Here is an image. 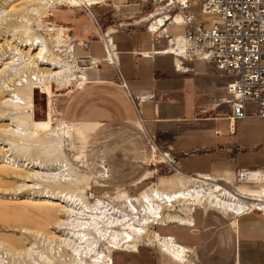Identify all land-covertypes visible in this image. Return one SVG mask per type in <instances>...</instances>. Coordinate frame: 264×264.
I'll use <instances>...</instances> for the list:
<instances>
[{
    "label": "rangeland",
    "instance_id": "1",
    "mask_svg": "<svg viewBox=\"0 0 264 264\" xmlns=\"http://www.w3.org/2000/svg\"><path fill=\"white\" fill-rule=\"evenodd\" d=\"M64 1L0 0V264H78L71 258L74 250H65L54 239V222L50 224L46 216L48 208L63 220L59 212L63 207L81 212L72 204L91 206L101 200L111 212L130 215L128 207L146 191L153 190L150 198H155L163 190L206 183L248 204L253 203L251 199L264 201L247 198L261 194L264 180L240 177L224 182L183 176L167 149L159 152L152 148L150 161L143 163L141 151H133L134 140L128 137L131 126L110 124L93 129L66 124L62 119L63 103L83 82L86 68L71 49L70 20L82 14L97 21L107 14L114 20L122 10L121 18L129 20L135 18L134 12L141 6L123 9L136 2L130 0H84L79 6L74 5L78 0ZM206 19L211 24L216 18ZM65 71L68 73L57 77ZM253 128L263 130L264 122L253 123ZM161 207L165 222L175 214L187 217L198 207L219 212L204 204L194 207L175 202ZM87 220L83 222L91 221ZM152 224L147 228L151 237L155 236L153 231L158 232ZM101 234L97 235L101 240L99 257H84V264H109L119 249L158 247L154 239L153 246H148L150 238L146 237L139 244L119 241L117 247L111 246L109 238ZM163 256V264L200 262L198 251L177 259Z\"/></svg>",
    "mask_w": 264,
    "mask_h": 264
},
{
    "label": "crops",
    "instance_id": "2",
    "mask_svg": "<svg viewBox=\"0 0 264 264\" xmlns=\"http://www.w3.org/2000/svg\"><path fill=\"white\" fill-rule=\"evenodd\" d=\"M130 1L136 2L123 9L142 7L133 19L121 18L122 10L114 20L107 14L99 21L86 14L70 20L71 49L86 68L63 103L64 122L93 129L131 126L128 137L143 163L150 161L155 140L177 157L183 176L230 182L248 172L242 178L264 180V128H253L261 124L255 107L247 106L249 118L231 122L229 76L212 63L174 54L188 29L178 11L167 2ZM190 3L196 23L209 28L202 0ZM247 198H264V190ZM215 210L198 207L187 217L175 214L183 222L152 224L158 231L153 234L178 247L175 254L158 247L119 249L109 264H163V255L177 259L195 251L199 264H264V210Z\"/></svg>",
    "mask_w": 264,
    "mask_h": 264
},
{
    "label": "built area",
    "instance_id": "3",
    "mask_svg": "<svg viewBox=\"0 0 264 264\" xmlns=\"http://www.w3.org/2000/svg\"><path fill=\"white\" fill-rule=\"evenodd\" d=\"M141 1L167 2L178 11L188 29L179 47H174L175 55L187 54L212 63L229 76L227 102L231 122L249 118L250 104L255 107V117L264 122V0H202V14L216 18L209 28L196 23L189 11L190 0ZM112 51L110 60L115 59ZM152 145L156 151L163 149L158 141L152 140ZM246 175L248 172H242L241 177Z\"/></svg>",
    "mask_w": 264,
    "mask_h": 264
},
{
    "label": "bare ground",
    "instance_id": "4",
    "mask_svg": "<svg viewBox=\"0 0 264 264\" xmlns=\"http://www.w3.org/2000/svg\"><path fill=\"white\" fill-rule=\"evenodd\" d=\"M44 1H46V3L47 1L54 2V0H44ZM58 1L61 2L57 4H62L63 2H65L64 0H57V2ZM80 3H84V0H78L74 2V5L79 6ZM91 4H95V3H91ZM64 73H68V71L57 74V77L58 78L63 77ZM150 193L151 192L149 191L144 192L137 200H134L135 201L134 204L131 203V205L128 208H129V214L133 215L132 217L128 214L124 215L122 213H119L120 211L111 212L109 206L106 203L101 202V200L97 201V203L91 206L84 205L81 207V203H80L79 206L80 208L72 204V206H74L75 209H79V210L82 209L81 212L70 211V209H68L67 206L63 207L62 210L59 211L62 213L61 216H63V220L61 219L59 220L57 218L58 214L55 216L56 213L54 214L50 208L46 210V216L49 223L54 222L53 229H55L54 230L55 233L52 234H54V239L58 240L57 242H59V246L63 247L65 250L67 249L74 250L71 257L74 260L73 263L84 264L83 263L84 257L86 258L92 255L98 256L97 248H99L98 243L101 240L99 239L100 237L98 238L97 235L101 234L100 232L102 233L104 232V234H101L103 235V237L106 235V237L109 238L108 243L111 246L117 247V243L119 241L135 242L136 244H139L141 243V238L144 239V237H146L148 239L150 238L149 244L155 242L157 246L160 249H162L164 252L168 254H175L178 247H176V245H174V243L171 240L161 239L156 234L155 236L151 237L149 235V231H147V228L149 229L148 226H150V224H152L153 222L155 224L159 222H165V219L162 220L163 217L161 216L162 214L161 204L164 203L169 205L175 202L179 204L180 203H185L188 205L193 204L194 207L197 206L198 204H204L207 205L208 207L210 206L215 209L228 210L235 214H239L252 209H257L260 211L264 210L263 200L251 199V201H253L254 204L253 203L248 204L245 202L244 199L242 200L238 196L236 197L230 193H225L223 192V189H221V187H217V185H212L209 183L194 188H186V189H179L172 191L163 190L160 191L159 194L157 193L158 195H160L159 197L157 196L158 198L157 197L150 198L151 197ZM61 200L68 202V200L66 199H61ZM61 200H59V202ZM155 202H159L160 205H156ZM125 204L124 206L126 207ZM86 212H88L89 214H85ZM77 219L82 220V222H77ZM87 219L91 221L89 223H87L86 221L83 222V220H87ZM168 221L183 222V220H181L179 216H171L170 218H168ZM113 230H119V231H113ZM56 233H59L63 237L57 236ZM152 239H154V242Z\"/></svg>",
    "mask_w": 264,
    "mask_h": 264
}]
</instances>
